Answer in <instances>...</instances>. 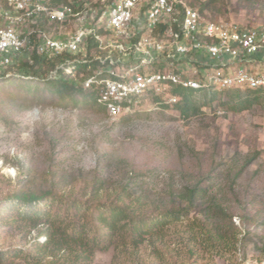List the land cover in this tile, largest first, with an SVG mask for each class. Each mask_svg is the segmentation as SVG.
<instances>
[{
  "label": "rangeland",
  "instance_id": "1",
  "mask_svg": "<svg viewBox=\"0 0 264 264\" xmlns=\"http://www.w3.org/2000/svg\"><path fill=\"white\" fill-rule=\"evenodd\" d=\"M201 3L197 0L196 5ZM206 16L216 22L263 28L264 0H220L219 10L207 11ZM7 72L13 74L14 70ZM197 92L204 97L211 94ZM141 106L112 120L104 113L64 107L47 98L31 102L18 97L8 110L9 120L0 121V210L16 189L18 178L42 180L50 169L68 176L67 183L60 185L61 194L86 198L84 188L88 194L91 185L82 182L81 173L95 170L103 153L109 154L104 158V172L112 184L126 180L124 173L135 170L148 177L153 199L166 201L171 186L174 191L182 190L211 174L233 208L238 242L224 257L200 247L192 264H264V106L237 114L215 101L188 119L173 106L165 107L153 99ZM244 214H259L260 218L243 224ZM191 216L201 217L198 211ZM1 220L0 251L22 248L35 253V240L46 241L37 238L38 229ZM189 233L187 223L170 229L161 249H174L177 240L181 236L187 239ZM121 251L115 246L98 251L87 264H116L118 256L122 259L118 264L146 262L151 247L146 242L136 257H126Z\"/></svg>",
  "mask_w": 264,
  "mask_h": 264
},
{
  "label": "built area",
  "instance_id": "2",
  "mask_svg": "<svg viewBox=\"0 0 264 264\" xmlns=\"http://www.w3.org/2000/svg\"><path fill=\"white\" fill-rule=\"evenodd\" d=\"M57 1L0 0V75L36 53L55 63L48 80L94 92L112 120L150 99L174 106L176 89L264 92V27L212 21L188 0Z\"/></svg>",
  "mask_w": 264,
  "mask_h": 264
},
{
  "label": "trees",
  "instance_id": "3",
  "mask_svg": "<svg viewBox=\"0 0 264 264\" xmlns=\"http://www.w3.org/2000/svg\"><path fill=\"white\" fill-rule=\"evenodd\" d=\"M188 1L197 6V0ZM57 2L66 4L68 0ZM219 3L220 0H208L198 7L206 15L207 11L219 10ZM31 61H22L10 77L0 75V121L9 120L8 110L18 97L31 102L47 98L64 107L72 105L106 115L94 92L84 90L64 75L46 78L54 62L36 53ZM175 93L180 100L172 108L184 119L200 114L215 101L237 114L264 106L263 91L229 90L211 92L207 97L193 89H176ZM108 155L103 153L99 157L95 170L81 173L82 182L91 185L88 194L84 188L82 196L86 198H66L60 193V185L67 183L64 172L50 169L42 180L31 176L25 181L18 178L16 189L0 210L1 221L38 229L37 238L45 237L46 241L35 240V253L22 248L1 250L0 264H20L18 260L25 264H87L96 252L108 251L113 246L121 248L126 257H136L146 242L151 247L150 259L137 264H192L200 247L224 257L236 246L239 231L234 223L235 214L220 182H214L215 175L208 174L182 190L174 191L171 186L166 201L153 199L147 188L148 177L135 170L124 173L126 180L112 184L111 177L104 172V158ZM194 211L201 217H192ZM241 218L244 224L260 215L244 214ZM185 223L190 230L188 238L181 236L172 250L171 246L161 249L169 230ZM119 258L116 257V264L122 261Z\"/></svg>",
  "mask_w": 264,
  "mask_h": 264
}]
</instances>
